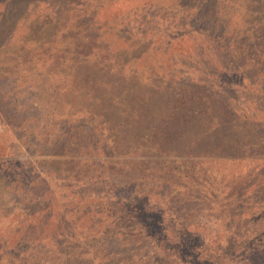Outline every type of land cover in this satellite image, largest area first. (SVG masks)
Listing matches in <instances>:
<instances>
[{
    "label": "trees",
    "instance_id": "obj_1",
    "mask_svg": "<svg viewBox=\"0 0 264 264\" xmlns=\"http://www.w3.org/2000/svg\"><path fill=\"white\" fill-rule=\"evenodd\" d=\"M157 18L153 73L133 64ZM5 119L0 264H264V157L225 175L264 149V0H0ZM207 197L224 238L188 206Z\"/></svg>",
    "mask_w": 264,
    "mask_h": 264
},
{
    "label": "rangeland",
    "instance_id": "obj_2",
    "mask_svg": "<svg viewBox=\"0 0 264 264\" xmlns=\"http://www.w3.org/2000/svg\"><path fill=\"white\" fill-rule=\"evenodd\" d=\"M141 0H124L125 3H128L129 6L134 7V3L140 2ZM115 7V6H114ZM239 10V9H238ZM242 12V11H241ZM250 15L247 13V17L249 18ZM161 21L160 18H157L156 23L152 24V26L149 28V30L153 29V27H158L157 30H154L153 33L149 36V44L147 45V53H145V55H141L140 58L135 57L136 61L134 62L133 65H135V67L137 69H141L144 70L146 72H156L159 69L164 68V63L167 61L166 55L164 54V48H158L157 44L153 43L157 40H164L167 41L168 39H171L172 36H164L163 30L164 27L162 26H157L159 24V22ZM162 25V23H161ZM20 29H17L15 33H19ZM132 40H136V37L132 38ZM172 44L169 47L168 50H172L174 51H185V50H190L191 49V43L192 40H190V36L188 34V32H184L183 37L179 36V35H174L173 39H172ZM157 49V50H155ZM132 65V66H133ZM13 116L10 118V123L11 125H13L12 123V119ZM7 119H5V122L0 120V138H4L7 136V128L9 129V124H10ZM258 151L255 150H251L248 147L240 150L239 152H242L243 154V159H238L235 163H226L225 165L228 166V168H233L235 170H231L228 173L225 172L226 177H229L230 174H233V180L230 181V184L234 183V178L236 173H238V171L242 170L243 164H244V160L246 159H258L261 158L262 156L264 157V149H259V148H255ZM5 155V154H3ZM114 157V156H113ZM112 157V158H113ZM47 158H56L58 160H61L63 163V166L66 167L68 166L71 161H75V160H82V159H86L81 158V157H76V156H69V155H50V154H43V153H39V154H35V155H30V154H26L25 152L21 151H15L12 150V155L10 158H7L6 160L10 159V160H21L24 163H27L28 165H30L29 163L33 162L37 167L38 165L41 166L42 162L44 160H46ZM211 158V157H210ZM113 159H116V161L121 160V157H114ZM156 159V158H154ZM241 161V162H240ZM242 164V165H241ZM230 178V177H229ZM192 202H190L188 204V206L193 205L194 207L200 208V210L202 211L201 213H199L198 215L200 217H202L199 220H205L206 221V227L210 229V231H212V235H215L217 238H224L225 236V221L223 222L222 220L220 221L218 219L219 216H221L223 218V215H220V211L216 208H214L211 212L212 215H216V217H212L211 215H207V207L209 206L211 201H215L212 200V198L207 197L206 199H203L202 201H196V200H191ZM182 204V203H179ZM192 206V207H193ZM177 212V211H176ZM185 217H183V219H188L190 218V216L187 213H184ZM191 222V221H190ZM154 242L153 239L151 237V240H149L147 243H145L146 246V251H145V255L151 260H155L158 256H160V249L156 248L154 246ZM162 255V252H161Z\"/></svg>",
    "mask_w": 264,
    "mask_h": 264
}]
</instances>
